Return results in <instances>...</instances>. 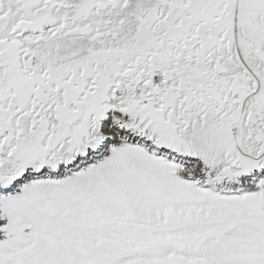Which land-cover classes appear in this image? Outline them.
<instances>
[{
	"label": "snow or ice",
	"instance_id": "snow-or-ice-1",
	"mask_svg": "<svg viewBox=\"0 0 264 264\" xmlns=\"http://www.w3.org/2000/svg\"><path fill=\"white\" fill-rule=\"evenodd\" d=\"M0 264H264V0H0Z\"/></svg>",
	"mask_w": 264,
	"mask_h": 264
}]
</instances>
